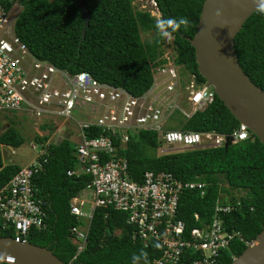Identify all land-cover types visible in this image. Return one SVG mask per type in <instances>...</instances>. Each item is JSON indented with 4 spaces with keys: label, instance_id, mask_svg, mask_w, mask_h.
<instances>
[{
    "label": "trees",
    "instance_id": "obj_1",
    "mask_svg": "<svg viewBox=\"0 0 264 264\" xmlns=\"http://www.w3.org/2000/svg\"><path fill=\"white\" fill-rule=\"evenodd\" d=\"M160 18L187 17L190 26L173 33V61L182 75H194L200 85L206 83L198 71L195 49L187 38H193L205 0H153ZM23 9L16 21V34L39 59L50 62L71 74L90 73L102 83L122 87L134 96L145 94L153 85V69L166 63L162 59L167 40L157 31V18L140 10L134 0H85L90 14L89 27L77 6L70 0H21ZM159 18V19H160ZM152 33L144 40L142 34ZM235 49L244 72L264 90V11L252 15L235 38ZM171 130L216 131L231 134L240 123L216 96L203 111L187 119L181 112L171 115ZM46 131L52 125H42ZM90 132V136H97ZM47 137L36 136V141ZM24 138L14 127L0 135V145L19 148ZM158 135L141 132L132 136L127 151L121 153L129 162L131 176L140 181L144 173L170 172L183 182L205 184V193L186 191L178 218L186 224V234L195 227L209 224L218 204L230 205L229 213H220L224 230L236 232L230 245L221 251L216 264H231L247 245L264 229V144L252 138L229 147L195 149L158 156ZM77 164L75 144L68 139L53 144L45 171L34 184L38 197L48 203V230H34L29 242L47 247L66 264H134V256L147 253V264L160 257L157 245L145 246L132 240L133 227L126 214L111 208H97L87 244L76 257L77 246L71 241L70 229L84 225L71 214V200L86 189L89 178L70 177L67 172ZM21 170L5 165L0 150V188ZM238 193L237 195H235ZM199 214L200 221L195 220ZM120 230L119 234L116 232ZM10 237L11 234H0ZM200 253L187 249L179 264H191ZM6 264V263H2ZM138 264H144L141 257Z\"/></svg>",
    "mask_w": 264,
    "mask_h": 264
},
{
    "label": "built area",
    "instance_id": "obj_2",
    "mask_svg": "<svg viewBox=\"0 0 264 264\" xmlns=\"http://www.w3.org/2000/svg\"><path fill=\"white\" fill-rule=\"evenodd\" d=\"M153 3L155 9L149 12L159 19L161 14ZM21 4V0H0V114L24 113L52 129L46 130L47 135L40 134L41 138L48 136L46 141L33 143L35 159L0 188V234H11L17 243H25L34 230H48V203L38 197L34 179L45 171L50 147L68 139L75 144L77 164L67 174L89 178L83 191L93 192L88 211L83 191L70 203L71 214L84 221L70 229L71 241L77 246L75 258L86 247L96 209L112 208L126 214L134 242L161 248L152 264H179L187 249L200 253L191 264H216L237 235L225 231L219 217L231 212L230 205L218 204L213 221L193 228L187 238L186 224L178 218L180 200L186 191L199 190L204 195L205 184L183 182L165 171H147L137 181L121 153L127 151L132 136L141 132L158 135L159 155L222 148L228 142L249 140L252 132L245 124L229 135L168 128L176 110L190 119L216 99L211 87L198 84L194 75H182L168 52V42L163 46L169 49L162 58L166 63L155 66L153 85L141 96L102 83L90 73L71 74L37 58L16 34ZM181 92L184 98L180 101ZM74 111L81 118H75ZM97 129V136L89 135ZM195 220L200 221L199 214Z\"/></svg>",
    "mask_w": 264,
    "mask_h": 264
},
{
    "label": "water",
    "instance_id": "obj_3",
    "mask_svg": "<svg viewBox=\"0 0 264 264\" xmlns=\"http://www.w3.org/2000/svg\"><path fill=\"white\" fill-rule=\"evenodd\" d=\"M89 27L85 0H70ZM264 0H205L197 32L187 38L195 49L198 71L240 124L264 144V90L241 67L235 38ZM219 13V14H218ZM231 142L225 146L227 149ZM66 264L47 247L0 237V264ZM231 264H264V229Z\"/></svg>",
    "mask_w": 264,
    "mask_h": 264
},
{
    "label": "rangeland",
    "instance_id": "obj_4",
    "mask_svg": "<svg viewBox=\"0 0 264 264\" xmlns=\"http://www.w3.org/2000/svg\"><path fill=\"white\" fill-rule=\"evenodd\" d=\"M134 4L139 9H144L146 11H153L155 9V5L153 3V0H134ZM17 11H22L23 5L21 4V9L17 8ZM18 15V13H17ZM143 39H151L152 33L149 34H142ZM168 44L171 45V42L167 40ZM171 48V47H170ZM164 50L167 52L168 50L164 48ZM173 48L170 49V55H173ZM179 100L181 101L184 97L182 95V92L180 93ZM185 103V102H183ZM75 118L79 119L81 118L80 114H78L77 111H74ZM46 123L37 122L34 120L31 116H28L24 113H16V112H6L0 114V135L2 132H4L7 128L14 127L17 132L24 138V144L21 145L19 148L14 147H7L0 145V150L2 152L3 156V162L5 165H18V166H25L31 163L35 157L36 154L32 150V145L35 143V137L42 135H47V131H43L40 129V126L45 125ZM72 126H75L74 123L71 124ZM39 131V133H38ZM177 147V146H175ZM14 152V153H13ZM236 193L235 195H237ZM81 196L84 200L87 201V204L85 206V211H88L90 208L89 202L93 199V192L91 191H83ZM120 232H116V234H119Z\"/></svg>",
    "mask_w": 264,
    "mask_h": 264
},
{
    "label": "clouds",
    "instance_id": "obj_5",
    "mask_svg": "<svg viewBox=\"0 0 264 264\" xmlns=\"http://www.w3.org/2000/svg\"><path fill=\"white\" fill-rule=\"evenodd\" d=\"M261 11H264V5L261 6ZM182 26L185 30H187L188 27L190 26V21L188 20L187 17H180L178 19L177 18H171V17L160 18V19H157L156 24H155V27H156L158 33L163 38L168 40L169 42H171L173 39V33L179 31ZM205 84L207 85V83H205ZM157 154H158V156H163V155H159L158 151H157ZM118 231H120V230H118ZM141 257L144 258V264H147V253L143 252V251H141L139 256H134V264H138Z\"/></svg>",
    "mask_w": 264,
    "mask_h": 264
}]
</instances>
